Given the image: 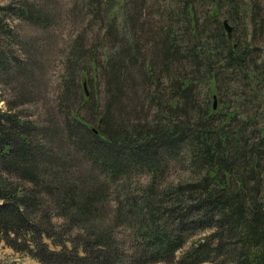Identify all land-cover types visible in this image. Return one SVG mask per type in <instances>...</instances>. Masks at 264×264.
Here are the masks:
<instances>
[{
  "label": "trees",
  "instance_id": "obj_1",
  "mask_svg": "<svg viewBox=\"0 0 264 264\" xmlns=\"http://www.w3.org/2000/svg\"><path fill=\"white\" fill-rule=\"evenodd\" d=\"M128 1L72 0L65 6L18 0L15 8L0 2V242L39 264H195L214 258L215 264H264V202L256 174L264 171V133L241 144L242 128H230L227 111L213 130L212 99L207 103L206 92L204 105L195 106L192 68L185 71L190 62L176 57L184 48L186 57L203 56L207 66L210 53L223 49L226 63L240 64L244 49L233 46L226 30L214 39V49L201 40L190 0L184 3L192 39L178 47L172 29H151L150 40L158 41L142 47L134 20L143 15ZM98 12L103 24L95 29L90 22ZM53 15L61 23L72 15L67 32L45 22ZM32 17L42 26L31 22L20 36L19 23ZM204 70L209 88H217V67ZM246 75L257 84L256 72ZM127 83L133 99L123 93ZM135 98L145 107L144 118L136 120L127 113ZM189 133L208 166L196 180L164 190L156 179L158 161L167 164ZM55 134L60 141L53 145ZM71 157L83 164L68 174ZM137 168L149 171L145 183L132 190L121 186ZM205 178L208 183L201 182ZM107 180L118 189L112 198H105Z\"/></svg>",
  "mask_w": 264,
  "mask_h": 264
},
{
  "label": "rangeland",
  "instance_id": "obj_2",
  "mask_svg": "<svg viewBox=\"0 0 264 264\" xmlns=\"http://www.w3.org/2000/svg\"><path fill=\"white\" fill-rule=\"evenodd\" d=\"M49 1L55 5L66 6L69 5L72 0ZM185 1H187L189 4L188 0L128 1L130 10H132L134 6H137L143 15V17H140V15L135 14L134 20V23L136 24L135 26L138 29H141L142 32L141 33L139 30H137L138 34L141 33L139 43L142 47H145L146 44H155L158 41V38L156 37L150 40L151 32L149 30L151 29H172L174 40L176 42L174 45L178 47L180 44L187 42L189 38H193V36L190 35L189 30L186 28L187 18L185 14ZM190 1L199 35L203 36L199 37L201 40H206L208 46L210 47L211 44L214 49V39H220V37H217L219 33H223L225 35V29L221 23L222 19L224 18L225 22L230 26L228 40L232 42L236 49H244V60L240 64L235 61L226 63V59L224 61L221 56L224 50L221 49L217 55L210 53V61L206 66L205 64L207 61L203 56L191 60L185 56L186 53L184 48L179 49L176 47L177 53L181 54V57H176L179 60H182L183 63L190 62V65L185 67V71L189 72V67L192 68V72L189 73V75L192 77L193 84L196 85L195 90L197 93H199V99L198 97L194 99L195 106H198V103L201 104V107L204 105L202 102V97L206 92L208 94L207 103H211V94L213 92L215 94L214 110L216 114L214 115L215 117H212L209 120L211 128L213 130L218 129V125L222 120L221 114L222 112L224 113V111H227V113L231 114V119L229 122L230 128H242V134L239 136L241 137L240 143H249L250 140L255 138L259 133H264V0H231V3L234 7L230 6V3H228L226 0ZM0 2L8 3L11 5V8L12 6L15 8L18 0H0ZM46 8L50 11L53 10L47 6ZM212 10L215 12L213 15L211 13ZM251 16H253V18H251ZM61 17L63 19L65 16L61 14ZM71 18L72 15H68L67 20H63L61 23L53 15L48 17L45 22L47 24L49 23V26H54L57 28V30L64 33L69 29L68 25L66 24ZM91 19L92 21L90 24L92 28L99 29L102 26L103 21H101L102 19L99 12L96 13ZM28 20H24L22 23H19V27L22 29L18 32L20 36H23V29L33 28H30L32 24L31 22L42 26V20L39 18L32 17L31 20L30 18ZM28 32L31 34L32 31ZM213 49L210 52H212ZM55 51H57V49H55ZM213 65L217 67V73L215 75V84L217 88L214 87V89L212 87L209 88V81L206 77H204L205 75H202L201 73H207V71L204 70L205 67L211 69ZM164 70V68L160 69V67L158 69V71L162 74H165ZM251 71L257 73L256 76H258V78L255 82L257 84H253L251 77L246 75V73ZM175 74L176 77L179 76V74L175 72L173 73L174 77ZM82 79L81 89L87 92L90 85L88 84L85 76H83ZM126 86L128 90L123 92L124 95L127 97H132L133 91L131 85L127 83ZM195 90L193 89L194 92ZM252 92H256V96L254 98L251 97ZM136 102L137 104H135L133 110L127 108V113L131 112L130 118L135 120L137 117L144 118L145 113V107H140L138 100ZM0 105H2L1 100ZM212 125L214 127H212ZM226 129L227 128L225 127L223 131H226ZM54 136L55 138H53V145L58 144L60 141L59 134H55ZM194 137V135L192 136L189 133L185 142L182 143V150L169 156L167 164H165L163 161H158L159 163L157 162L158 166L161 164V167L157 171L156 179L161 182L162 186L165 187L164 190H167V187L174 186L178 182L183 183L187 182V180H196L204 173L205 169L207 168V162H205L202 157H199L200 151L199 147H196L197 140ZM63 146L65 145L63 144ZM185 146L188 148L187 152L183 150ZM247 146L243 147L246 148ZM44 151L49 152V149L47 148L46 150L44 148ZM69 156H74V153L70 154ZM76 160H78V158L71 157L70 161H68L65 165V171L68 174L73 173L75 170L78 171L79 167L82 166L83 161H78L76 164ZM159 160L161 159L159 158ZM71 162L74 163L72 166ZM162 165L165 166L163 171ZM153 174L155 175V172H153ZM256 174L261 178L259 196H263L264 202V171H258ZM149 175V171H146L144 168L133 169V171H130L129 174L124 176L121 186L131 190L138 188L145 183V179ZM60 181L63 182V179H60ZM107 181L108 183L105 185L107 189L104 191L105 198H112L113 196L117 195L118 189L115 188L112 181ZM201 182L208 183L209 180L205 178ZM105 186H103V189ZM131 193L135 194V191H132ZM156 193L159 194V192ZM142 194L143 191L141 187L139 189V196ZM116 230H118V228H116ZM117 236L122 238L119 233H117ZM218 260L219 258H214L211 259V261H201L195 264H215ZM0 261L1 264H39L34 258L25 252L15 251L12 248L3 245L1 242ZM150 264L176 263H163L155 261Z\"/></svg>",
  "mask_w": 264,
  "mask_h": 264
},
{
  "label": "water",
  "instance_id": "obj_3",
  "mask_svg": "<svg viewBox=\"0 0 264 264\" xmlns=\"http://www.w3.org/2000/svg\"><path fill=\"white\" fill-rule=\"evenodd\" d=\"M223 25H224V28L227 32V35H229V29H230V26L225 22V19H223ZM215 99V95L212 94V105L214 106V100Z\"/></svg>",
  "mask_w": 264,
  "mask_h": 264
}]
</instances>
